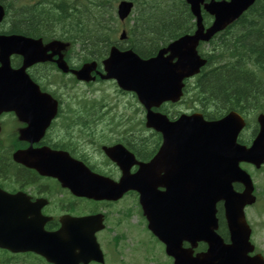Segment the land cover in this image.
<instances>
[{
  "label": "water",
  "instance_id": "95a60500",
  "mask_svg": "<svg viewBox=\"0 0 264 264\" xmlns=\"http://www.w3.org/2000/svg\"><path fill=\"white\" fill-rule=\"evenodd\" d=\"M186 2L197 18V29L193 34L171 42L149 59H142L131 51L120 53L112 49L107 64L108 73L105 76L125 77L119 79L122 86L134 90L148 109L147 126L162 133L163 144L155 159L141 165L136 174L124 176L121 184L111 185L113 191L102 188L109 185L108 179L103 180L90 173L78 177L77 172V181L79 186L84 183L89 185L83 186L89 190V195L101 192L117 197L129 188L139 190L148 226L165 241L167 252L174 256V264H264L260 254L249 255L253 245L249 242L250 228L243 209L254 201L253 186L249 174L239 166L240 161H252L258 166L264 156V115L258 117L263 129L252 146L246 148L236 141L244 121L234 111L213 121L205 120L200 113L181 114L178 119L170 121L164 114L151 110V106H159L162 101L175 102L180 98L183 79L198 73L205 63L197 54L198 42L208 40L216 31L235 20L254 0ZM200 4L214 15L213 23L206 29L201 22ZM130 7L129 2L119 3L121 19L128 14ZM3 14L0 5V20ZM26 44L34 45L19 37L0 35V110L14 109L20 114L26 108L20 104L25 89L14 85L8 88L16 76L8 64V54L13 49L21 53L25 60L41 57V49H27L24 47ZM93 67V64H85L77 72L78 76L88 78ZM7 91L11 93L7 94ZM31 107L35 106L27 105V108ZM234 182L242 183L244 189L235 191ZM159 186L165 189L158 190ZM220 201L230 233L228 244L223 243L214 231L217 228L216 205ZM16 206L17 202L0 192V246L13 251L35 250L55 264H71L64 260L61 238L56 233H42L44 220L39 215L28 219L32 223L25 228L15 215L18 212ZM184 237L191 243L186 250L179 247ZM197 240L206 241L208 248L206 252L193 256L192 248ZM96 249L97 246L92 244L84 252L102 260L94 253Z\"/></svg>",
  "mask_w": 264,
  "mask_h": 264
},
{
  "label": "flooded vegetation",
  "instance_id": "af4514ba",
  "mask_svg": "<svg viewBox=\"0 0 264 264\" xmlns=\"http://www.w3.org/2000/svg\"><path fill=\"white\" fill-rule=\"evenodd\" d=\"M72 54H68L66 61L74 67ZM10 61L12 67L22 63L19 55H12ZM97 70L100 71V67ZM26 72L41 90L57 100V108L53 115L42 117L26 114L19 118L14 112L0 114V186L11 194L26 193L33 201L45 199L40 212L51 218L47 229H57L61 217L101 214L104 226L96 232V238L107 257L103 264H172L163 242L147 228L136 191L128 190L117 199L78 196L62 186L57 178L13 159L16 150H26L25 158L29 163L52 160L63 170H68L67 163L74 159L93 172L118 181L123 170L134 173L139 167L137 162L148 161L153 156L161 137L157 136V140L152 138L153 132L141 129L138 109L131 103L116 98L93 101L92 97L100 95V86L110 85L114 94L123 93L113 81H101L98 77L88 83L77 81L76 86L86 87L89 94L78 98L68 90L69 85H75L73 75L62 73L55 81L42 65H31ZM257 129V124L247 126L250 135H255ZM20 133L24 137L21 138ZM119 144L130 153L125 158L118 151L114 158L105 154L103 146ZM244 165L255 174L253 165ZM263 168L264 164L260 169ZM183 245L188 243L185 241ZM36 256L29 252L8 253L6 264H44V260Z\"/></svg>",
  "mask_w": 264,
  "mask_h": 264
},
{
  "label": "trees",
  "instance_id": "16d2710c",
  "mask_svg": "<svg viewBox=\"0 0 264 264\" xmlns=\"http://www.w3.org/2000/svg\"><path fill=\"white\" fill-rule=\"evenodd\" d=\"M110 0H0L11 30L28 35L83 37L89 20L115 19L99 8ZM134 51L148 57L162 45L193 29L184 0H135ZM97 8V9H95ZM211 17L204 14L205 23ZM103 50L108 42L90 36ZM207 63L185 86L181 102L206 118L229 110L245 113L264 101V0H256L236 21L215 35L204 50ZM174 115V105L161 109Z\"/></svg>",
  "mask_w": 264,
  "mask_h": 264
},
{
  "label": "rangeland",
  "instance_id": "374dc122",
  "mask_svg": "<svg viewBox=\"0 0 264 264\" xmlns=\"http://www.w3.org/2000/svg\"><path fill=\"white\" fill-rule=\"evenodd\" d=\"M116 3H117V2H116ZM116 3H115V5H116ZM179 108H180L181 110H183V111H190V109H189V108L187 109L184 105L179 106ZM254 206H256V204H255ZM251 218H252V216H251ZM256 220H257V218H256ZM253 221L256 222V221H255V216H254V218H253Z\"/></svg>",
  "mask_w": 264,
  "mask_h": 264
}]
</instances>
